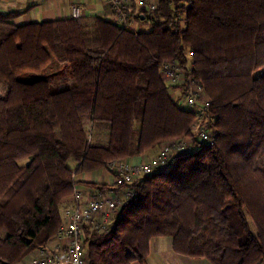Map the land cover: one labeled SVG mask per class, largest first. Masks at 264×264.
Segmentation results:
<instances>
[{
	"label": "trees",
	"instance_id": "obj_1",
	"mask_svg": "<svg viewBox=\"0 0 264 264\" xmlns=\"http://www.w3.org/2000/svg\"><path fill=\"white\" fill-rule=\"evenodd\" d=\"M153 2L134 14L141 29L0 11V264L54 237L73 173L193 136L191 110L159 75L165 59L189 61L214 140L134 180L105 230L84 226L87 264H143L157 235L211 264L264 262V0ZM48 63L61 64L58 84L21 77Z\"/></svg>",
	"mask_w": 264,
	"mask_h": 264
},
{
	"label": "built area",
	"instance_id": "obj_2",
	"mask_svg": "<svg viewBox=\"0 0 264 264\" xmlns=\"http://www.w3.org/2000/svg\"><path fill=\"white\" fill-rule=\"evenodd\" d=\"M99 1L110 10L109 18L115 24L131 29H138L135 13L142 7H154L153 0ZM68 10L71 17L83 15L79 3H68ZM190 54L191 50H188L187 55ZM189 66V61L180 63L174 59H165L161 61L158 72L169 86L172 97L191 110L189 128L193 136L184 134L164 139L157 145L156 152L145 160L130 161L127 156L109 159L102 168L112 178L104 185L80 187L74 183L68 194L70 206L61 209L60 223L54 237L44 246L37 247L33 256L23 258L20 264H87L86 251L82 245L84 226L94 231L105 230L119 205L133 194L134 180L156 168H164L179 155L193 151L197 142H213L216 128L212 123L210 98L202 83L191 74Z\"/></svg>",
	"mask_w": 264,
	"mask_h": 264
},
{
	"label": "crops",
	"instance_id": "obj_3",
	"mask_svg": "<svg viewBox=\"0 0 264 264\" xmlns=\"http://www.w3.org/2000/svg\"><path fill=\"white\" fill-rule=\"evenodd\" d=\"M41 1L44 3L43 6H41L42 4L39 6V2L41 3ZM70 2L79 3L82 6V14L84 15H98L109 18L110 10L99 0H0V11L21 10L20 13L11 18V21L14 23H23L27 21L69 16L68 3ZM37 7L38 9L36 10ZM29 15H31V17ZM136 23L137 28L141 29L142 26L139 24L141 22L137 21ZM156 148L157 147H152L140 154L129 155L127 156V159L130 161L145 160L156 152ZM111 178V174L103 168L96 171L83 170L75 173L74 175V179L76 181L75 184L80 187L96 186L94 183L106 184L111 181ZM70 203L71 201L69 195L63 196L60 200L61 209L70 206ZM35 252L36 248L30 251L23 258L33 256ZM164 252H167L173 259H175V256L172 255V252L174 251L171 248L170 236L157 235L150 237L148 240V253L143 264H149V262H151V264H163L160 260L163 257ZM177 255H179L178 257L182 260V262H185L186 264L187 261L190 262V260H188V257L190 256L181 253H177ZM196 261V264H211L210 262L203 260L202 256H199ZM16 264H19V262ZM131 264L137 263L132 261ZM254 264H264V262L260 261Z\"/></svg>",
	"mask_w": 264,
	"mask_h": 264
},
{
	"label": "rangeland",
	"instance_id": "obj_4",
	"mask_svg": "<svg viewBox=\"0 0 264 264\" xmlns=\"http://www.w3.org/2000/svg\"><path fill=\"white\" fill-rule=\"evenodd\" d=\"M96 1H98V0H96ZM35 2V1H34ZM42 4V5H41ZM43 6L44 5V3H43V1H41V3L39 2V6ZM38 9V7L36 8V10ZM30 17H31V15H29ZM138 21V20H137ZM141 26H143V27H145L144 25H143V23L141 22V23H139ZM57 66L58 67H60L61 66V64H58V65H56L55 63H52L51 65H50V63H48L43 69H41V70H39V71H37V72H28V73H26V74H23L21 77H26V78H28V77H34V76H36V75H43V74H47L48 76H49V78H50V82H51V84L53 85V83L54 82H56V84H58L59 82H58V78H56V75H55V73L54 74H51L53 71H56V68H57ZM261 69H263V67L261 68ZM86 126H89V123H86ZM158 147V146H157ZM156 150H157V148H156ZM23 161H25V159H22V160H20V162H23ZM98 185H101V184H98ZM172 255L173 256H175V259H173L172 257H171V255L170 254H168L167 252H164L163 253V257L161 258V260H160V262L161 263H163V264H186L185 262H182V260H180L179 259V255H177V253H175V252H172ZM29 257V256H28ZM189 259L188 260H190V262L189 261H187V264H196V260H198V257L197 256H190V257H188ZM203 258V260H206V262H209V260L208 259H206L205 257H202ZM23 259V258H22ZM20 260L19 261V264L21 263V262H23V260L25 259H23V260ZM149 264H151V262H149Z\"/></svg>",
	"mask_w": 264,
	"mask_h": 264
},
{
	"label": "water",
	"instance_id": "obj_5",
	"mask_svg": "<svg viewBox=\"0 0 264 264\" xmlns=\"http://www.w3.org/2000/svg\"><path fill=\"white\" fill-rule=\"evenodd\" d=\"M140 17H141V14H140Z\"/></svg>",
	"mask_w": 264,
	"mask_h": 264
}]
</instances>
